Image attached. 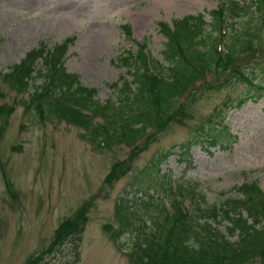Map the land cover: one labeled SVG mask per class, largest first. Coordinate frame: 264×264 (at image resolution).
Instances as JSON below:
<instances>
[{
  "label": "rangeland",
  "instance_id": "1",
  "mask_svg": "<svg viewBox=\"0 0 264 264\" xmlns=\"http://www.w3.org/2000/svg\"><path fill=\"white\" fill-rule=\"evenodd\" d=\"M221 2L0 0V70L10 72L41 43L53 47L74 37L66 55L68 70L77 73L83 85L98 90L99 102H120V93L112 84L121 85L123 77L133 79L122 57L135 54L139 44H145L159 63L170 66L164 57L167 38L161 23L173 27L174 20L204 14L206 32L210 33V12ZM258 15L259 9L253 15L230 17L233 26L229 34L237 30L234 37L248 36L243 34L244 27L260 20ZM126 23L132 27L131 38L122 28ZM260 33L264 40V24ZM91 35L99 37L95 47L88 46ZM248 49L245 45L247 52L237 64L264 87V43L256 46V52ZM37 69H45L43 60L38 61ZM232 73L227 70L223 77L222 72L206 69L195 88L175 100L174 107L185 108L188 115L161 130L156 125L136 141H107L106 136L84 139L86 129L81 125L42 119L20 104L31 99L34 85L41 84L42 78H34L27 92L1 77L0 104L13 105L15 111L9 116L0 114V264H28L37 256L42 258L38 264H131L119 242L103 228L106 223L116 224L117 199L128 190L139 189L142 192L138 196L153 194L155 201L167 206L172 193L179 195L180 185L203 192L210 203L241 197L238 188L246 182H258L264 191V91L258 88L255 92L253 85ZM201 82L203 87L199 86ZM219 112L222 115H217ZM220 117L223 130L227 128L237 136L230 148L207 143L210 126ZM95 123H103V118H96ZM183 145L189 151L180 156ZM135 147L138 150L131 156ZM169 151L171 155L163 162ZM161 153L165 157L158 166L160 173L156 168L147 170ZM122 161L126 162V173L109 184L107 175ZM134 198L140 199L136 194ZM89 200V221L79 248L70 238L48 254L56 228L66 218L76 216ZM183 201L192 208L189 197ZM136 207L139 213L147 211L144 206ZM228 225L227 220L215 223L219 231L237 241V235L228 234ZM129 239L127 234L123 241ZM243 264L264 262L257 258Z\"/></svg>",
  "mask_w": 264,
  "mask_h": 264
},
{
  "label": "trees",
  "instance_id": "2",
  "mask_svg": "<svg viewBox=\"0 0 264 264\" xmlns=\"http://www.w3.org/2000/svg\"><path fill=\"white\" fill-rule=\"evenodd\" d=\"M224 3L225 7L220 6L210 12L213 17L210 33L206 32L208 23L204 14L184 16L175 20L173 27L161 23L162 32L167 37L164 57L170 66L164 67L154 57L151 58L144 45L135 54L122 57L121 61L131 69L133 79L129 81L123 77L121 85L119 82L112 84L120 93V102H99L96 99L98 90L83 85L77 74L67 71L65 56L71 39L54 47L41 45L30 50L11 72L0 71V78L8 79L22 91L29 90L33 78H42V83L34 86L31 99L22 100L20 104L35 111L42 119L56 118L81 125L86 129L82 134L84 139L106 136L107 141L122 138L136 141L148 129L156 125L160 130L164 129L170 122H177L188 115L185 108L174 107L175 100L196 86L206 69L222 72L223 77L227 70H232L238 79L254 84L255 79L239 67L237 61L247 52L245 45H249L248 50L256 52V46L264 43L260 36L264 24V0H252L251 3L224 0ZM257 9L260 10V20L244 27L243 34L248 36L239 34L234 37L237 30L229 34L232 23L230 27L226 23L231 14L240 18L255 14ZM225 27L228 31L225 29L222 33ZM122 28L131 38V26L124 24ZM224 37H227L226 51L222 52L219 47ZM39 59L43 60L45 69H37ZM34 72H37L36 76H33ZM14 111L13 105H0V114L9 116ZM98 117L103 118V123H95ZM221 123L220 117L217 126H210L212 133L208 134V144L230 146L233 143L235 136L227 128L223 130ZM137 150L135 147L131 156ZM186 150L189 148L181 146L180 156ZM171 153L169 151L166 157L161 153L155 163V159L150 162L147 170L156 168L160 173L161 159L165 157L162 159L165 162ZM125 164V161L116 163L106 182L111 184L124 175ZM161 176L166 175L162 173ZM238 190L241 197H227L222 203H210L205 195L180 185L181 197L172 193L170 206L155 201L153 196L136 200L126 191L116 202V224L106 223L103 227L115 241L129 234L130 239L125 245L129 246L126 254L131 264H243L257 258L264 262V191L258 182L244 183ZM135 191L139 192V189ZM186 196L192 200V208L183 206ZM91 204L90 200L86 201L76 216L60 223L48 254L59 250L70 238L79 248ZM137 205L144 206L146 213H139ZM223 220L229 222L228 234L237 235V241H232L217 229L215 223ZM41 259L37 256L28 264H38Z\"/></svg>",
  "mask_w": 264,
  "mask_h": 264
},
{
  "label": "bare ground",
  "instance_id": "3",
  "mask_svg": "<svg viewBox=\"0 0 264 264\" xmlns=\"http://www.w3.org/2000/svg\"><path fill=\"white\" fill-rule=\"evenodd\" d=\"M212 19H213V17H212ZM98 40H99V37L97 35H91L87 40L88 46L89 47H95L98 43Z\"/></svg>",
  "mask_w": 264,
  "mask_h": 264
}]
</instances>
